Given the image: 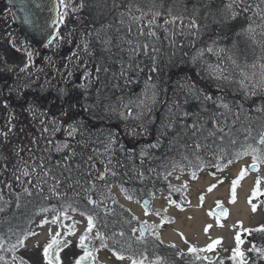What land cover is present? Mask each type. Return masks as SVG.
<instances>
[{
    "label": "trees",
    "instance_id": "16d2710c",
    "mask_svg": "<svg viewBox=\"0 0 264 264\" xmlns=\"http://www.w3.org/2000/svg\"><path fill=\"white\" fill-rule=\"evenodd\" d=\"M77 1L74 5L75 11H72L73 16L65 22L62 20V27L70 24L74 25L76 30L77 26H81L79 29L88 40L91 76L85 88L74 85V99L70 104L72 124L76 126L74 139L64 152L55 151L47 145L20 146L0 143V166L2 170L9 167L13 171L21 172L20 169L26 167L29 170L34 164L38 165L39 158L43 156L45 166L52 167L53 174L63 179L61 172L64 176L68 173L62 167L55 168L53 165L57 162L63 164L64 158L68 156L70 159L67 163L72 165V181L79 179L81 183L73 184V187L69 188L67 185L72 181L64 180L59 188L64 194L60 199H46L50 194L45 185L38 203L34 202L32 195L31 204L25 202L21 207L12 209L10 214L4 210L6 215L0 217V235L6 241L5 248L14 243L21 233L27 231L41 208L55 206L56 209L62 210L61 205L70 202L73 207L95 216L94 229L108 238L109 247L102 249L111 253L118 250L125 257L133 256L136 259L146 256L144 264H152L157 259L160 264H219V260H196L195 255L189 252L181 255L179 248L162 244L153 236L148 235L143 241H138L132 229L139 228V221L132 220L133 215L128 210L107 198L111 197L108 189L113 185L123 187L132 197L131 200L141 203L155 195H172L173 187L169 188L171 184L166 178L168 173L180 171L181 167L196 173L203 168L215 169L211 165L218 162L217 156L223 158L219 163L224 164L235 152L253 146L260 148L261 156H264V145L259 143L261 134H264V89L241 88L237 82L241 79L239 69L228 59L231 56L245 71L250 70L245 68L246 64L264 63V39L260 34L261 29L256 27L255 42L251 34L243 31L250 24L253 27L264 24L260 15L255 14L257 6L264 10V2L247 0L241 5L234 4L232 10H229L225 7L229 0H155L156 10L161 12L156 18V26L153 27L157 39L141 36L139 32L141 27L147 31L146 24L147 20L152 19L151 12L140 22L130 19L129 16V4L132 5L131 15L139 16L136 6L139 5L148 12L150 0ZM81 4L83 7H80ZM245 7L248 11H243ZM231 11L237 12L238 15L232 18ZM121 13L125 15L121 16ZM173 16L181 17L182 23L177 20L175 24L166 25L165 19H171ZM193 20L198 26V31L188 27ZM64 29L67 32V25ZM129 39L155 44L160 49L156 71L151 70V52L149 56L141 54L129 59L128 45L125 43ZM106 40L111 43L106 45ZM208 47L225 51L219 54L210 53L207 51ZM200 49L205 50L203 56L198 54ZM193 57H196L195 62ZM121 64L127 72L126 77L119 75ZM129 64L132 65L131 69L128 68ZM209 64H221L228 68L230 79L226 81L213 78L209 74ZM98 66L101 69L107 68L108 71H100L97 74ZM149 77L156 85L158 93L154 111L145 114L141 120L121 118L120 112L126 110L121 107L120 98H123L125 103L130 98L136 99ZM128 80L131 82H126ZM205 94L212 96L216 103L206 101ZM220 102L227 103L230 111L218 107ZM48 106L52 109L57 107L50 101ZM60 106H64L63 110L67 108L66 103ZM184 113L188 115L184 116ZM214 119L227 122L224 131L228 135L223 142L219 139L223 133L209 135L215 131ZM194 122L202 125L195 135L190 128ZM133 132L135 135L130 134ZM109 135L115 137L116 145L115 152L111 154L112 164L108 167L115 171L116 175L105 171V178L100 181L97 179V166L102 164L105 168L107 157L97 156L93 148L102 150V144L97 141L106 143ZM231 140L236 143L232 144ZM195 143L202 146L198 152L194 148ZM154 144L158 146L150 147ZM189 145L193 147H188ZM221 149L225 151L222 152ZM142 151L146 154L143 157ZM73 152L74 157L71 155ZM89 156L92 157L90 162ZM77 164L80 165L78 169L75 167ZM173 164L177 165L175 170ZM89 181L95 184L94 190H89ZM261 187L264 194V185ZM89 193H93L98 200H105L108 212L89 204ZM260 206L264 209V199ZM28 212H31L30 216ZM261 226L264 224L249 231L252 244L257 249L251 251V262L256 257L264 256V231L259 230ZM119 232H123L124 236L117 235L113 239V233ZM93 245L99 248V240L94 239L89 247ZM17 251L15 255L20 257ZM258 253L260 255H257ZM0 255H3L9 264L12 263V253L0 251ZM0 264L3 262L0 261ZM92 264H95V261Z\"/></svg>",
    "mask_w": 264,
    "mask_h": 264
},
{
    "label": "snow or ice",
    "instance_id": "6c2138e0",
    "mask_svg": "<svg viewBox=\"0 0 264 264\" xmlns=\"http://www.w3.org/2000/svg\"><path fill=\"white\" fill-rule=\"evenodd\" d=\"M61 4H63V0H60ZM262 2H264V0H262ZM244 3V0H229V3L225 6L227 9L232 10L233 5H241ZM150 7L148 9V12H145L139 5L136 6V11L139 13V16H132L131 15V8L132 5L129 4V16L130 19L136 21V22H140L144 20V17L148 15L149 12H151L152 14V19L147 20V31L145 30L144 27H141L139 29L140 35L141 36H148V37H157L156 32L153 30V27L156 26V18L159 17L161 15V12L159 10H156V5H155V0H150ZM39 6V5H37ZM162 6V5H161ZM80 7H83V5L81 4ZM75 11V9H73ZM243 11H248V8L245 7L243 9ZM257 15H260L261 19L264 20V10H260L259 6H257V12L255 13ZM64 15H66V13L61 14L59 12H57V16L60 18V20H63ZM125 15L124 13H121V16ZM169 15H171V9H169ZM238 15L237 12L235 11H231V16L232 18H235ZM177 20H181L182 23V18L181 17H176L173 16L171 19H165L164 23L167 24H175V22ZM121 23H123V20H121ZM188 27L190 28H195L198 31V26L195 22V20L192 21V24L189 25ZM256 27H259L261 29L260 34L264 35V24L261 25H256L255 27H253L252 24H250L246 29H244V32H247L249 34H251V38L253 39V41L255 42V31H256ZM165 31H167V29H165ZM129 33H131V27H129ZM240 33H237V35H239ZM52 43V40H49V44ZM106 45L110 44L111 41L110 40H106L104 42ZM125 43L128 45V53H129V59H133L136 56H139L141 54H143L144 56H149V53L151 52V60L153 63V67H152V71H156V61H157V54L160 52V49L157 48L155 46V44H149L148 42H139V41H133L131 39L126 40ZM83 50L85 52H88V44L86 43L84 45ZM204 49H200L199 50V55L203 56L204 54ZM207 51L212 53L215 52L216 54H219L220 52H224V49H213L212 47H208ZM26 55L28 57V61L29 63H31V58H32V53L31 52H26ZM196 57H193V61L195 62ZM228 59L231 61L232 65L236 68L239 69V75L241 77V79L239 81H237L240 85L241 88H248L249 85H251V87L253 89L256 88H261L264 87V63H253L251 65H245V68H250L251 74H249L248 71H245L244 68H240V66L237 64L236 60L233 59L231 56L228 57ZM132 65L129 64L128 68L131 69ZM257 68H259V72H257ZM208 69H209V74L217 79V80H229L230 79V75L227 74L229 72L228 68L222 66L221 64H216V65H212L209 64L208 65ZM25 68H21L20 71H25ZM142 71V69H140ZM97 74H99L100 71H104L107 72L108 69L107 68H103L101 69L99 66L96 69ZM71 72H69V76H71ZM113 75H116L115 73H113ZM120 76H127V72L125 70V67L123 64H121L120 67V72H119ZM126 82H131L130 80L126 81ZM149 90H151V95H149ZM253 94H255V92L253 91ZM157 97H158V93L156 91V85L152 82V78L149 77L145 82H144V87L141 90V92L139 93L138 97L136 99H129L126 103L123 101V98H120L121 100V107L123 109H125L126 111H121L120 112V116L123 119H133V120H141L143 118V116L145 114H151L154 111V106L155 104L158 102L157 101ZM204 99L206 101H212L214 104L216 103V101L213 100V97L210 95L205 94L204 95ZM218 107L223 108L225 110H229V105L227 103H223L220 102L219 104H217ZM133 109H136V111L134 112ZM171 110V109H170ZM28 111L30 112H34V108L30 105L28 108ZM41 115H44L43 113H41ZM188 113H184V116H187ZM221 116L223 115V113L220 114ZM239 118L238 114H237V119ZM10 123V122H9ZM41 123H43V121H41ZM53 123H55V120H53ZM235 123V121H233V124ZM213 126L215 128L214 132H210L209 135H215L216 132H220L223 133V135H221L219 137L220 141L223 142L224 138L226 135H228V133H226L224 131V128L227 126V122L226 120L224 122H221L218 119H214L213 120ZM69 127L71 128V131L69 132L70 136H74L76 134V126L75 124H70ZM140 127L143 129V124L140 125ZM190 128L193 130V135L196 134L197 131H199L202 128V125H199L198 123H193ZM59 130V129H57ZM9 131H11V126L9 128ZM45 132L51 131V129L45 128L44 129ZM132 135H135V133H130ZM0 135H3L5 137H7L8 133H3L0 132ZM98 143L102 144V150L100 149H96L93 148V152L97 155V156H106L107 160H106V164H105V171H111V174L113 176L116 175L115 171H112L111 168H109L108 166L112 164V155L115 152V145H116V139L114 136L109 135L107 137V142L105 143L104 141H97ZM33 143H35V141H33ZM232 144H235L236 141L235 140H231ZM259 143L264 145V134H261V138L259 140ZM158 145L154 144V145H150V147H157ZM61 147L66 148L67 144H63L62 146H57L56 151H60ZM121 147H123L121 145ZM188 147H193V145H189ZM201 145L199 143H195L194 144V148L195 150L198 152L201 149ZM222 152H224V149H221ZM258 149L256 148H251L249 149H244L241 151H237L234 153L232 158L227 159V161L224 164L219 163V161L221 159H223L220 156H217V163L212 164V167H215L218 171H223L228 165L233 164L236 160H239L240 158L244 157V156H249L251 155L252 158V163L245 167L242 168L237 176L232 180L231 182V197H232V202L235 201L236 199V189L237 186L241 183V180L246 176L247 172L249 171V169L251 170H257L259 167V164L264 163V156H261L258 154ZM18 154V153H17ZM72 157L75 156V153L73 152ZM144 155H146L143 151L141 153V156L143 157ZM70 159V157L66 156L64 158V163L61 164L60 162H57L56 164L53 165V167L55 168H63L64 171H66L68 173L67 176H64L63 172H61V177H63V179H61L60 177H58L57 175L53 174V168L52 167H46L45 166V157L41 156L39 158L40 163L38 165H33L31 171L28 170V168H23L21 170V175L23 177H27V183L25 184V186L23 187V190L21 193H16V199H17V207L20 206L19 201L22 195H26V196H32L33 195V189L35 190V192L37 194H42L44 192V186L47 185V191L50 194V196L45 197L50 198V197H55L57 199H60L62 197V195H64L63 193H61L59 191L60 185L64 182V180H69L72 181V165L67 163V161ZM184 159H187V157H184ZM197 159H199V157L197 156ZM92 160V157L89 156L88 157V161L90 162ZM75 167L78 169L80 168V165L77 164L75 165ZM177 168L176 164H173V170H175ZM37 169H39V172L37 171ZM182 167H181V171H182ZM169 175L171 173H168ZM90 175V174H89ZM140 175L142 176L143 173H140ZM193 178H196V172H192L191 173ZM212 175H215L214 173ZM33 177H35L36 183L33 184L32 180ZM16 179L18 181H20L21 183H24V181L21 180V177L18 176L16 177ZM97 179H103V176H100L99 174L97 175ZM49 181H52V183H49ZM219 183H222L223 181L220 180L218 181ZM81 181L79 179H76L74 181H72V183H69L67 185V187L71 188L73 187V184H80ZM89 183L91 184V188L89 190H94L95 189V184L91 183V181H89ZM257 184H259V180L257 181ZM9 188H11V185L8 186ZM216 187V185H211L207 191L210 193L213 191V189ZM169 188L172 189V186L169 185ZM177 191L179 189H176ZM109 191H110V187H109ZM121 191L124 192L126 199L131 200L132 197L128 195L127 193V189H124L123 187L121 188ZM253 195H255V192L253 193ZM109 199H112L111 197H107ZM203 196L200 197L201 201H203ZM88 203L92 204V205H96L97 202L95 200H93L91 197H88ZM0 202L3 203H10V202H4L3 201V196L2 194H0ZM139 202V201H138ZM171 203L176 204V201H171ZM218 207H220V202H217ZM143 206L145 209V214H148L147 210L150 207V201L145 200L143 201ZM255 205H252L253 211H255ZM61 209L62 210H58L56 209L55 206H52L51 208L45 207V208H41L39 210V212L37 213V215L40 214H46L49 211H55L57 212V215H54L50 220L45 216L44 219H42L40 221V223L37 225V228H42L44 225H56L58 226V229H66L63 233L60 230H57L54 234L52 233L51 227H49V236H50V240L49 242H47L43 248H42V258H43V262L44 264H62L61 258H60V253L61 251H63L64 248L69 247L71 244V241L66 239V238H62V237H67V236H74L76 233V225L77 223H79V221H75L73 220L72 223L70 225H65L62 221L64 220H70L71 216L68 215V210L71 209V211L73 213L79 212V214L81 216L86 217L87 220V227L85 229V231L83 232V234H81L78 238V244L77 247L82 249V255H80L78 258H76L75 260V264H92L93 261H95V264H100L98 257L96 256V253L99 252L100 249L102 248H108L109 244L107 242V239L104 234L102 232L97 231L95 234V237H92L90 234L92 233L93 229L95 228V221L96 218L93 214H89L87 212L81 211L80 209L73 207L72 203H65L61 205ZM5 210V208L3 206H0V212H3ZM166 211V210H165ZM153 214L159 216L160 215V211H155ZM227 210H223L220 211L218 213V216H227ZM132 220H137L138 218L135 216H132L131 218ZM130 223V221H128ZM163 222H171L168 221L167 218H165L163 220ZM163 224L161 225H155V224H149L147 221H144L140 224L139 229L133 228L132 232L135 233L136 231L140 232V236L137 237L138 241H143L144 237H145V233L147 232H152L153 235L156 236L157 239H159V235L158 233L154 232L153 230L156 229L157 227H162ZM212 227V225H207L204 228V232L207 234L209 229ZM261 231H264V226H261V228L259 229ZM11 231V230H9ZM40 235L39 232L32 230V231H25L23 233H21L20 236H18L15 240L14 243L8 244L7 248H5V244L6 241L4 239V237L2 235H0V251H7L12 253V264H29L28 261H26L25 259H23L22 257H18L15 255L16 251L18 248H26V241L30 238V237H35ZM117 235H119L120 237L124 236L123 232H119V233H113L112 238L114 239ZM179 235L181 236L182 239H185V243H187L186 238L183 237V233H179ZM99 240L100 245L99 248H96L94 245L93 247H89V244L92 243L93 240ZM235 241H236V247L233 249V254L230 257L232 260H236L237 257H240V261L239 264H243V252H241L240 249V245L242 243L241 240V236L239 233L236 234L235 236ZM117 242L118 241H115ZM163 241H161L162 243ZM222 242V238H217L215 240H211V242L205 247V248H196L195 246H189L188 248V252L190 254L195 255V259L196 260H201V259H208V257L204 256L201 257L200 255H197L200 252H208V251H212L217 245H220ZM34 248H39L40 244L39 241H37L36 243H34L32 245ZM171 247H175V245H170ZM128 247L130 248L131 245H128ZM251 251H257V249L255 248V246L252 247V249H250ZM113 255L116 256L117 259L123 261L126 258L131 260V264H144V260L147 259V257L145 256L142 259H136L133 256H127L125 257V255L118 250H114L113 251ZM181 255H183V253H181ZM0 261L3 262V264H9V262L5 259V257L3 255H0ZM152 264H160L159 259H157L156 261H153ZM220 264H223V261H220Z\"/></svg>",
    "mask_w": 264,
    "mask_h": 264
},
{
    "label": "flooded vegetation",
    "instance_id": "af4514ba",
    "mask_svg": "<svg viewBox=\"0 0 264 264\" xmlns=\"http://www.w3.org/2000/svg\"><path fill=\"white\" fill-rule=\"evenodd\" d=\"M60 13L69 14V8L63 9L61 6ZM64 17L67 20L68 16ZM66 25L67 32L61 27L51 38V44L48 42L43 48L35 47L17 33L8 7L0 0V44L6 42L25 55L26 52L32 53L31 63L28 61L27 65L17 68L7 61L0 50V132L8 133L7 137L0 135V143L20 146L47 145L56 151L58 145H69L73 141V136L69 135L71 131L69 125L73 122L70 104L74 99V84L83 89L89 83L91 58L88 57V52L83 50L88 40L80 31V27L77 26L75 31L74 25ZM70 47L72 51L67 52L66 48ZM55 60H64L65 69L68 71L66 75L56 71L48 72L49 62ZM21 68L26 70L20 71ZM72 69L74 72L78 71L76 79L69 76ZM49 101L57 107L54 106L52 109L48 106ZM64 103L67 106L66 110H63L64 106H60ZM30 105L34 112L28 111ZM45 128L51 131L45 132ZM65 149L61 147L59 152H64ZM37 171L39 172L38 169ZM18 176L24 183L16 179ZM27 180L28 178L21 176L19 171H13L9 167L0 169V194L4 202H10L6 204L0 202V206H3L7 213L10 214L12 209L21 207L25 202L31 204L32 196L22 195L20 206L17 207L15 194L22 192ZM32 182L36 183L35 177ZM33 191L34 202L38 203L40 194L34 189ZM4 215L5 211L0 212V217ZM30 215L31 212H28V216Z\"/></svg>",
    "mask_w": 264,
    "mask_h": 264
},
{
    "label": "rangeland",
    "instance_id": "374dc122",
    "mask_svg": "<svg viewBox=\"0 0 264 264\" xmlns=\"http://www.w3.org/2000/svg\"><path fill=\"white\" fill-rule=\"evenodd\" d=\"M76 0H73L72 4L75 3ZM247 1V0H244ZM188 25L190 23H187ZM263 39H264V35H262ZM59 40V39H58ZM79 59V58H78ZM260 63V62H259ZM263 63V62H262ZM48 72H52L56 71V72H60L61 75L63 74H67L68 71L65 69V62L64 60H58V61H54V62H49V65L47 67ZM72 75L70 76L71 79H76V75L78 74L77 72H74V69H72ZM251 69L248 70L249 74H251ZM257 72H259V68H257L256 70ZM51 75H54L52 74ZM248 88H251V85H249ZM260 89H264L263 87L261 88H256V90H260ZM255 90V89H253ZM251 148H256V147H250ZM249 149V148H248ZM249 149V150H250ZM258 149V154L261 155V149L260 148H256ZM264 149V148H263ZM264 155V153H263ZM252 163V158L251 155L249 156H244L242 158H240L239 160H236L233 164L228 165L223 171H218L217 169H202L201 171H199L198 173H196V178H193L191 173L193 171H189V170H183V171H179V172H175L173 174H170L168 177V180L173 184V194L171 196H169L170 201H168V208L169 206H173L176 207L177 210L182 211L183 209H186L189 207V205L191 204V200H193L194 198L197 200L198 205H203L205 202V199L207 197V195L209 194V192L207 191V189L211 186V185H216L215 188H227V192H226V197H218L215 202H213V204L211 205L210 208H212L213 206L217 205V202L223 203L225 204L227 207H230L231 205L234 204V202H232V197H231V182L232 180L237 176V174L232 173L231 169L235 166L238 165L239 168L238 170L240 171L242 168H245L247 166H249ZM260 165V170L258 173H252L250 171L247 172L246 177L248 176H253V186L249 192V194L246 197V203L250 206V218L252 220H254V217H256L257 215L260 216L261 218L258 220L259 222H255L253 225L250 226H246L242 221H238L236 223L235 226H229L230 228H226V225L228 221L226 222H222V221H218L215 220L210 214L209 212H207V222L205 224V227L207 225H211V222H214L216 224V229H220V230H224L226 229L229 233L232 232L233 233V238L235 240V236L237 233L240 234L241 236V240L242 243L240 245V249L241 252H243V264H264V256L261 257H256L254 259V261H250V258L252 257L251 254V240L250 237L248 235V231L256 228L259 225H263L264 224V209L259 207V198L261 194H263V190L261 188V186L264 185V178L261 176V171L264 169V163L259 164ZM102 172H104V170L102 169ZM215 175H212V174ZM199 178H202L203 180H206V178H210L212 181L210 183L209 186H206L204 188L201 187H197L194 186V184L197 182V180ZM222 180V183H219L218 181ZM259 180V184H257V181ZM242 181V180H241ZM241 184V183H240ZM240 184L237 186L236 189V194H237V190L240 187ZM176 189H179L178 191ZM255 192V195H253V193ZM261 193V194H260ZM116 201L118 202H122L121 201V197H119L120 195L117 196V194H112L111 195ZM203 196V201H201L200 197ZM262 196V195H261ZM163 201H166L168 199H166V196H162L161 197ZM177 198H181L184 202L183 205H179L178 203L173 204L171 203V201H177ZM263 198V197H262ZM123 204V203H122ZM255 205V211H253L252 205ZM98 205H100L101 207H105V202L100 201L98 203ZM142 208V207H141ZM142 212L144 213V215L142 217H139L137 214H134L137 218H141L142 222L147 221L149 224H155V225H161L163 224L162 227H157L156 229H154L153 231L158 233L159 235V240H161L160 236L161 233L166 229L169 228L170 223L173 221V219L171 217H167L166 215V211L163 210L162 208L159 209H153L152 213L148 212V214H145V209L143 210V208L141 209ZM155 211H160V215L157 216L155 214H153ZM179 214V213H177ZM232 214V213H231ZM54 215H57V212L55 211H49L46 214H43L41 217L37 218L35 223L33 224V226L31 227V230H35L39 233H42V231L45 229L46 231L49 230V227H51L52 233L54 234L57 230H60L62 233L66 230V229H58V226L56 225H44L42 228H37V225L40 223V221L42 219L45 218V216L50 220ZM68 215L71 216L70 220H64L62 221L65 225H70L72 223L73 220L75 221H79V223H77L76 225V233L74 236H67V237H62V238H66V239H71V244L69 247H66L63 249V251H61L60 253V258L62 261V264H75V260L76 258H78L80 255H82V249L77 247L78 241L73 240V238L75 236H77L81 230H83V227L86 228L87 226V220L86 217H83L81 215H78L77 213H73L71 211V209L68 210ZM150 216V217H147ZM167 218L168 221L171 222H163V220ZM215 220V221H214ZM175 221V219H174ZM204 227V228H205ZM211 229L212 227L209 229L208 233L206 234L204 232V234L207 236V239H210L209 234L211 233ZM49 232V231H48ZM149 235L156 237L155 235L152 234V232H148ZM135 235L137 237L140 236L139 231L135 232ZM36 237V236H35ZM35 237H30V241L35 238ZM34 241V240H33ZM236 242V241H235ZM26 243V242H25ZM210 243V242H209ZM207 243L206 246L209 244ZM45 245V244H44ZM43 245V246H44ZM174 245V244H173ZM43 246H40L39 248H34L33 246H27V248H22L20 250L19 255L20 257H22L23 259H25L26 261L29 262V264H44L43 262V258H42V248ZM190 245L185 246V247H180V249L183 251H187ZM205 246V247H206ZM196 247V246H195ZM203 247H196V248H205ZM211 253L214 256V261H223V264H239L240 261V257H237V259L234 261L232 260L230 257L233 254V250L231 247H224L223 246V241L221 242L220 245H217L212 251ZM200 256H206V252H200L198 253ZM257 255H260L259 253ZM116 259V258H115ZM127 260L125 259L123 261L116 259V263L117 264H127ZM12 264V263H11ZM220 264V262H219Z\"/></svg>",
    "mask_w": 264,
    "mask_h": 264
},
{
    "label": "bare ground",
    "instance_id": "6f19581e",
    "mask_svg": "<svg viewBox=\"0 0 264 264\" xmlns=\"http://www.w3.org/2000/svg\"><path fill=\"white\" fill-rule=\"evenodd\" d=\"M238 165H235L231 171L234 174L238 173ZM261 176L264 178V169L261 171ZM212 180L210 178H206V180H203L202 178L198 179L197 182L194 184V186L204 188L206 187ZM253 176H248L244 178L241 181L240 187L237 190L236 194V201L233 205L229 207L231 214V217L229 218L230 221L226 222V228H230L229 226H235L238 221H242L246 226L253 225L255 222H259L258 220L261 218L260 216L254 217V220L250 218V206L246 203V197L249 194L252 186H253ZM227 188H214L212 192H210L206 197V202L204 203V207H196L198 205L197 200L194 198L191 201V208L184 210L179 215H177V219L173 224V228H168L163 234L162 239L165 242L172 243L176 242L179 246L185 247L183 241L178 236L177 231L183 233V235L186 237V239L195 242L196 246H205L208 242H210L213 239L222 238L223 242L228 247H233L235 245V242L233 240V233L228 232L226 229L220 230L216 229V224L214 222L212 223V229L211 233L209 234L210 239H207L204 232V227L207 222V217L205 214V210H208L212 203L215 201L217 197H226ZM129 205L128 203H126ZM155 204L159 207L163 206V203H161L158 200H155ZM132 210L136 211L137 206L133 205L131 206ZM169 211H173V209H170ZM140 214V213H139ZM197 235V236H196ZM47 234L44 233V235L40 236L35 241H41L46 239ZM209 252V251H208ZM206 252V253H208ZM103 259L109 263V259L105 256H103Z\"/></svg>",
    "mask_w": 264,
    "mask_h": 264
},
{
    "label": "water",
    "instance_id": "95a60500",
    "mask_svg": "<svg viewBox=\"0 0 264 264\" xmlns=\"http://www.w3.org/2000/svg\"><path fill=\"white\" fill-rule=\"evenodd\" d=\"M3 4L8 7L13 17L17 33L27 42L35 47H43L49 41L57 25L58 3L56 0H3ZM0 50L7 61L17 68L27 65V55L19 53L6 42L0 44ZM71 50L72 48H66L67 52ZM257 170L251 171L256 172ZM223 210H227L228 213L224 205L216 206L210 213L225 220L228 214L226 217L218 216V213ZM209 259H212V256Z\"/></svg>",
    "mask_w": 264,
    "mask_h": 264
}]
</instances>
